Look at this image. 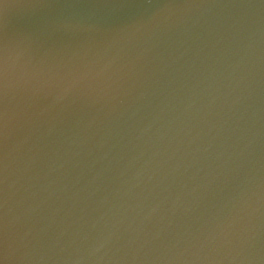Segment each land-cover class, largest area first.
Masks as SVG:
<instances>
[{
  "label": "water",
  "instance_id": "obj_1",
  "mask_svg": "<svg viewBox=\"0 0 264 264\" xmlns=\"http://www.w3.org/2000/svg\"><path fill=\"white\" fill-rule=\"evenodd\" d=\"M0 45L4 264H264V0H0Z\"/></svg>",
  "mask_w": 264,
  "mask_h": 264
},
{
  "label": "snow or ice",
  "instance_id": "obj_2",
  "mask_svg": "<svg viewBox=\"0 0 264 264\" xmlns=\"http://www.w3.org/2000/svg\"><path fill=\"white\" fill-rule=\"evenodd\" d=\"M77 81H69L64 88V93L70 91ZM8 94V67L6 47L0 45V264L8 259L7 249V224L4 214L6 199L4 194V172L6 171V155L3 151V143L7 137L8 114L4 101Z\"/></svg>",
  "mask_w": 264,
  "mask_h": 264
}]
</instances>
